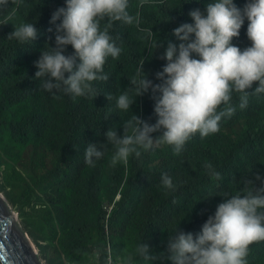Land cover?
I'll list each match as a JSON object with an SVG mask.
<instances>
[{"label":"trees","instance_id":"obj_1","mask_svg":"<svg viewBox=\"0 0 264 264\" xmlns=\"http://www.w3.org/2000/svg\"><path fill=\"white\" fill-rule=\"evenodd\" d=\"M210 2L128 0L127 12L139 23L112 22L109 35L120 55L107 58L103 74L108 79L94 81L95 94L85 96L48 92L34 78V61L41 50H50L48 43L54 46L52 14L65 0H8L0 5V190L20 210L23 227L48 264H104L107 220L117 263L127 253L133 264H168L162 252L167 239L179 228L198 233L218 204L246 195L245 189L255 185L245 181L254 180L257 172L264 175V93L252 89L244 108L239 107L241 94L233 92V115L221 119L216 133L201 137L197 132L178 155L173 145H161L140 149L141 155H130L126 163H113L116 149L108 144L103 158L92 165L85 161L90 142H104L109 128L122 135L123 124L135 113L156 122L151 92L137 98L130 80L144 63L148 78L161 83L156 74L167 63L161 59L167 41L180 43L173 30L193 23L189 13L205 12ZM247 2L234 0L241 9ZM26 23L36 24V41L8 38ZM108 23L107 18L100 21L101 30ZM247 26L245 20L240 36L233 38L241 50L251 44ZM160 44L164 47L157 49ZM67 52H73L71 46ZM125 92L135 103L121 110L117 100ZM209 164L219 179L213 178ZM163 174L171 178L172 189L164 187ZM119 194L108 219L105 203H113ZM145 242L161 259L148 262L135 254ZM97 248L102 249L100 260L94 257ZM246 264H264V240L249 246Z\"/></svg>","mask_w":264,"mask_h":264},{"label":"clouds","instance_id":"obj_2","mask_svg":"<svg viewBox=\"0 0 264 264\" xmlns=\"http://www.w3.org/2000/svg\"><path fill=\"white\" fill-rule=\"evenodd\" d=\"M7 3L0 0V5ZM127 8L128 0H65V6L53 12L50 20L55 25L54 46L48 43L50 50H41L34 61V78L41 81L40 86L48 92L63 90L74 96L95 94L93 82L108 79L103 74L107 58H117L121 51L111 42L112 22L139 23ZM189 15L193 23L173 30L180 43L167 41L161 57L167 63L156 74L161 83L148 78L144 63L130 80L137 98L151 92L156 122L150 123L135 113L123 124L122 135L109 128L104 132V142L89 143L85 151L87 164L103 158L108 144L116 149L113 163H126L132 154L139 157L140 149L161 145H173L178 155L197 132L201 137L216 133L221 119L233 115V92L241 94L240 108L247 106L248 90L264 93V0H248L243 9L234 0H212L205 12L195 9ZM105 18L109 23L101 30L100 21ZM245 20L251 44L241 50L233 44V38L240 36ZM39 35L36 24L26 23L14 28L8 38L24 43L36 41ZM68 46L73 49L71 54ZM134 103L125 92L118 97L117 107L128 110ZM221 105L225 107L218 111ZM207 167L213 178H220L219 173L211 171L210 164ZM162 183L168 189L174 187L167 174H163ZM245 184L255 187L245 189L246 195L224 199L198 233L179 228L167 239L162 252L168 264H246L249 246L264 240V175L257 172L254 180H246ZM101 254L102 249L97 248L95 259L99 260ZM135 254L148 262L161 259L147 242L137 245ZM104 264H113L111 252ZM122 264H133L132 254L125 253Z\"/></svg>","mask_w":264,"mask_h":264},{"label":"water","instance_id":"obj_3","mask_svg":"<svg viewBox=\"0 0 264 264\" xmlns=\"http://www.w3.org/2000/svg\"><path fill=\"white\" fill-rule=\"evenodd\" d=\"M47 262V261H46ZM0 264H43L40 250L0 190Z\"/></svg>","mask_w":264,"mask_h":264},{"label":"built area","instance_id":"obj_4","mask_svg":"<svg viewBox=\"0 0 264 264\" xmlns=\"http://www.w3.org/2000/svg\"><path fill=\"white\" fill-rule=\"evenodd\" d=\"M120 199H121V195L119 194L117 196L116 200L113 203H109V202L105 203V206L104 207H105V210L107 212V218L108 219H110V217H111V215H112V213H113V211L115 209V205H116V203L118 201H120ZM105 229H106V234H107V238H108V241H109V243H108V253L111 252V254H112V246H111V243H110V232L111 231H110V226H109V220L106 221V227H105ZM112 257H113V255H112ZM113 264H119V263H117L114 260V258H113Z\"/></svg>","mask_w":264,"mask_h":264},{"label":"rangeland","instance_id":"obj_5","mask_svg":"<svg viewBox=\"0 0 264 264\" xmlns=\"http://www.w3.org/2000/svg\"><path fill=\"white\" fill-rule=\"evenodd\" d=\"M4 169V168H3ZM2 169V170H3ZM2 191V190H1ZM9 191V190H8ZM41 191V190H40ZM3 192V191H2ZM3 194L5 195V196H7V194L5 193V192H3ZM11 207L14 209V211L15 212H17V213H19V216H20V223H21V225L23 226V218H21V213H20V210L17 208V207H14L12 204H11ZM28 211H30V209H28ZM29 233V232H28ZM30 235V234H29ZM31 237V236H30ZM32 238V240L35 242V239L33 238V237H31ZM40 250V249H39ZM40 259H41V261H42V263L43 264H48L47 262H46V258H45V255L41 252V250H40Z\"/></svg>","mask_w":264,"mask_h":264}]
</instances>
